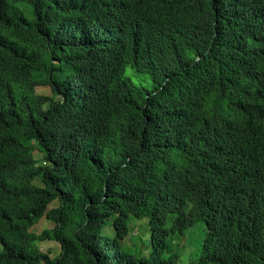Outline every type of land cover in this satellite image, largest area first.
I'll return each instance as SVG.
<instances>
[{
	"label": "trees",
	"instance_id": "obj_1",
	"mask_svg": "<svg viewBox=\"0 0 264 264\" xmlns=\"http://www.w3.org/2000/svg\"><path fill=\"white\" fill-rule=\"evenodd\" d=\"M196 227L190 264H264V0H0V264H178Z\"/></svg>",
	"mask_w": 264,
	"mask_h": 264
},
{
	"label": "rangeland",
	"instance_id": "obj_2",
	"mask_svg": "<svg viewBox=\"0 0 264 264\" xmlns=\"http://www.w3.org/2000/svg\"><path fill=\"white\" fill-rule=\"evenodd\" d=\"M47 89L42 88L39 89V93L45 94L47 93ZM43 156L44 153L43 152H37L35 154V158L40 162V160L42 161L41 165H45V162H43ZM39 185L44 186V183L41 180H38L37 182ZM36 181L35 184L37 185ZM58 205V202L56 201L55 203H53L50 208L56 207ZM145 224V225H144ZM146 227V229L148 230V226H147V221L146 220H134L131 223V226L133 228V231L131 232V235H129L125 241H124V247L130 251H138L141 252V250L145 247H143L141 245L140 242V238L143 235L142 231L143 229L141 227ZM54 228V223L46 220V218H43L42 220L39 221V223L32 229V232L34 233H41L44 230H50ZM110 234H113V230L109 229ZM141 232V233H140ZM137 234V235H136ZM135 235L137 237H135ZM138 240V244L135 245L134 244V238ZM144 236V235H143ZM147 239H149V232L145 235ZM205 236V232L204 230L200 229L199 227H196L192 230H190L186 237L183 238L182 240V245L181 247H184V250L182 251V256L180 257L178 264H190L191 260H193L195 258V254L197 252L198 246L200 245L201 241L203 240ZM40 247L43 249L44 252H47L51 258L56 257L60 254L61 252V247L57 242L54 241H44L40 244ZM146 253H148L146 251Z\"/></svg>",
	"mask_w": 264,
	"mask_h": 264
},
{
	"label": "clouds",
	"instance_id": "obj_3",
	"mask_svg": "<svg viewBox=\"0 0 264 264\" xmlns=\"http://www.w3.org/2000/svg\"><path fill=\"white\" fill-rule=\"evenodd\" d=\"M37 153V152H36ZM35 153V154H36ZM34 158H35V155H34ZM36 159V158H35ZM37 160V159H36ZM40 164H42V161L40 160ZM39 165V164H38ZM38 180H41L40 178H36L35 180H34V184H35V181H36V183L38 182ZM36 185V184H35ZM37 186H39V187H43L42 185H39L38 183H37ZM45 218V217H44ZM43 219V218H42ZM42 219H40V220H42ZM39 220V221H40ZM47 220V219H46ZM39 221L31 228V232H32V229L39 223ZM49 221V220H48ZM51 222V221H50ZM53 223V222H52ZM54 227H55V224H54ZM53 229V228H52ZM52 229H50V230H52ZM45 231H47V230H44V231H42L41 233H38V235H40V234H42L43 232H45ZM32 233H34V232H32ZM34 234H37V233H34ZM45 241H47V240H45ZM49 241H52V240H49ZM42 242H44V241H41V242H38V246L40 247V244L42 243ZM54 242H56V241H54ZM59 244V243H58ZM60 245V244H59ZM61 247V246H60ZM40 249H41V251L44 253V254H48L47 252H44L43 251V249L40 247ZM61 253V252H60ZM49 255V254H48ZM49 257H50V255H49ZM51 258V257H50ZM54 258V257H53Z\"/></svg>",
	"mask_w": 264,
	"mask_h": 264
}]
</instances>
